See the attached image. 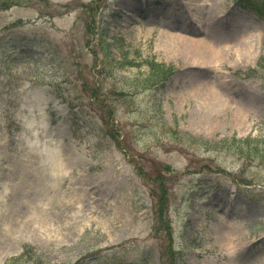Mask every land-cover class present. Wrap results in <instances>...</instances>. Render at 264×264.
Returning a JSON list of instances; mask_svg holds the SVG:
<instances>
[{
  "label": "rangeland",
  "instance_id": "rangeland-1",
  "mask_svg": "<svg viewBox=\"0 0 264 264\" xmlns=\"http://www.w3.org/2000/svg\"><path fill=\"white\" fill-rule=\"evenodd\" d=\"M263 59L264 13L232 0L0 10V264H264Z\"/></svg>",
  "mask_w": 264,
  "mask_h": 264
},
{
  "label": "trees",
  "instance_id": "trees-1",
  "mask_svg": "<svg viewBox=\"0 0 264 264\" xmlns=\"http://www.w3.org/2000/svg\"><path fill=\"white\" fill-rule=\"evenodd\" d=\"M17 2H20V0H0V10H4L6 8H9L11 5H13ZM240 3H244L243 0H240ZM148 65H150V66H148V69H149L148 75H150L149 77L151 79H154L152 82L153 84H157V83L162 82L165 79V77L167 76V74L169 73V70L162 64H156V63H153V61H149ZM240 142L241 143L249 142V140H242ZM237 144H239L238 140H237ZM161 211H162V207L160 205V212ZM160 218H161V216H160ZM160 218L158 217V220L162 221V219H160Z\"/></svg>",
  "mask_w": 264,
  "mask_h": 264
},
{
  "label": "bare ground",
  "instance_id": "bare-ground-1",
  "mask_svg": "<svg viewBox=\"0 0 264 264\" xmlns=\"http://www.w3.org/2000/svg\"><path fill=\"white\" fill-rule=\"evenodd\" d=\"M200 28H202V26L200 27ZM199 28V29H200ZM208 34V33H207ZM206 34V35H207ZM206 38V37H205ZM186 39H188V40H191V41H196L197 40V43H199V45L201 46V44H206L208 47H210L211 45L209 44L210 43V40H204L205 42H200V40H201V38H199L198 36H197V39H195V40H193V39H189V38H186ZM207 39V38H206ZM185 41V40H184ZM186 42V41H185ZM171 50V48H170V45H169V49H168V51H170ZM192 49H189V50H186V52H190L192 55H193V57H195V60L197 59V63H199V61H198V59H200V61L201 62H205V60L207 59V57H206V55L204 54V53H202V52H204V51H201L200 49H198L197 50V52H195V51H191ZM213 50V49H212ZM172 51H173V53H178V50L175 48V46H173L172 47ZM210 57H213L212 55H209V57L208 58H210ZM214 57H215V51H214ZM222 57V56H221ZM195 92H197V88H196V90H195ZM236 125L237 126H241L242 125V127L244 126V124L242 123V118H236ZM58 168H60V166H58L57 167V169ZM3 232H8V228H4V230H3ZM227 233V232H226ZM239 240V242L241 241L240 239H238ZM228 246H227V250H230V243H233L232 241H231V238H228ZM240 244H242V242H240Z\"/></svg>",
  "mask_w": 264,
  "mask_h": 264
}]
</instances>
